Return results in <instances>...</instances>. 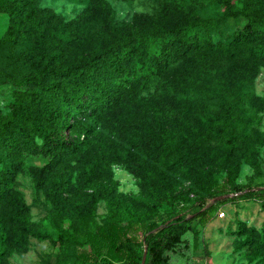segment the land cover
I'll list each match as a JSON object with an SVG mask.
<instances>
[{
  "label": "rangeland",
  "instance_id": "1",
  "mask_svg": "<svg viewBox=\"0 0 264 264\" xmlns=\"http://www.w3.org/2000/svg\"><path fill=\"white\" fill-rule=\"evenodd\" d=\"M161 1L0 0V123L25 63L32 73L47 64V77L74 69L89 80L96 76L85 72L89 57L149 22L168 28L210 19L211 39L226 45L206 75L179 61L134 98L102 105L87 93V109L58 116L68 118V139L53 152L24 143L13 154V124H1L0 173L17 198L0 201V264H127L94 234L110 221L127 227L140 264H149L147 224L207 205L184 222L196 234L169 252L172 263L264 264V56L247 44L232 49L246 20L224 16L221 3L167 9ZM19 53L27 59L13 64ZM248 187L256 194L235 197ZM154 231L164 241L173 228Z\"/></svg>",
  "mask_w": 264,
  "mask_h": 264
},
{
  "label": "trees",
  "instance_id": "2",
  "mask_svg": "<svg viewBox=\"0 0 264 264\" xmlns=\"http://www.w3.org/2000/svg\"><path fill=\"white\" fill-rule=\"evenodd\" d=\"M186 0H162L167 9L180 8ZM224 6L223 15L226 17H242L246 20L244 33L237 39L232 49L242 51V46L254 57L264 56V0H210ZM239 3V4H238ZM210 19H193L179 27H165L162 24L149 22L144 28H137L122 39H115L102 51L87 59V74L95 70L96 76L89 80L80 78L74 69L62 72L61 75L47 77V64L42 65L32 73L30 63L24 64V75L15 76L16 96L11 103L10 111L5 119L13 124L14 133L8 134L9 144H13V154L21 145L42 152H53L67 142L66 127L68 118H59L60 114L75 109L88 108L83 97L93 93L92 102L102 104L117 102L127 97L134 98L138 89L148 88L160 81L163 70L169 64L188 61L193 73L206 75L211 68V60L223 52L226 45L221 41L214 42L208 30ZM202 24V29L198 26ZM38 28L39 25H37ZM43 34V31L40 32ZM250 42V43H248ZM230 49V48H228ZM229 52L227 55L234 56ZM239 55H242L240 53ZM27 59L26 54L14 55L13 64ZM214 60V59H213ZM40 62L42 57H40ZM39 62V63H40ZM255 63V62H254ZM255 66V65H254ZM257 66V65H256ZM248 74L253 75L256 67ZM249 78V77H248ZM161 86V85H160ZM170 89V88H166ZM164 90L165 96H171ZM1 119V118H0ZM220 135L225 133L218 131ZM39 139V140H38ZM167 154L161 155V160L167 159ZM14 166L20 165L14 161ZM11 178V177H9ZM8 176L0 173V201L17 198L12 187L6 189ZM256 194L251 187L235 197L253 196ZM207 201L202 198L199 203ZM207 205L186 216L182 210L160 223L149 222L143 241L151 253L149 264H173L169 252L175 250L180 243L188 246V233L196 234L192 227L184 225L185 221L195 219L205 214ZM173 228L164 241L155 239L154 229L165 230ZM95 236L107 243L111 258H124L127 264H140L141 255L133 247L132 237L127 233V227L116 221L96 225ZM154 238V239H153ZM2 250H0V256ZM89 258L88 253H83Z\"/></svg>",
  "mask_w": 264,
  "mask_h": 264
},
{
  "label": "water",
  "instance_id": "3",
  "mask_svg": "<svg viewBox=\"0 0 264 264\" xmlns=\"http://www.w3.org/2000/svg\"><path fill=\"white\" fill-rule=\"evenodd\" d=\"M145 253H146V248H145L144 253H143V256H142V262L144 261Z\"/></svg>",
  "mask_w": 264,
  "mask_h": 264
}]
</instances>
